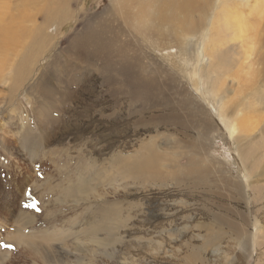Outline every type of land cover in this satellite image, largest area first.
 <instances>
[{
  "label": "rangeland",
  "instance_id": "rangeland-1",
  "mask_svg": "<svg viewBox=\"0 0 264 264\" xmlns=\"http://www.w3.org/2000/svg\"><path fill=\"white\" fill-rule=\"evenodd\" d=\"M15 1L18 3L21 0H13L14 3H16ZM69 1L70 5L57 11L59 12L58 19L49 23L51 27L49 26V31L44 34V41L48 44L42 55L39 56L40 58H37V65L33 68L35 71L33 70L28 75L30 79H21V85H24L10 96L7 95L9 86L0 84V92L3 91V95L0 93V190L2 191H0V256H5V258H0V264H48L45 260V257L49 255L46 251V244H39L40 241L42 242L39 238H43L41 237L42 233L53 234L58 231L60 232L58 234L63 236L61 243L64 241L67 243L63 246L59 244L60 242L55 243V252L60 255V258L66 259L68 264H264V245L260 255L255 252L251 256L248 246L249 234L256 233L250 232V222L256 215L260 221L264 220V192L262 200H259L256 207L251 201L255 197L253 192L250 191L248 194L245 192L244 195L235 193L231 184L236 181L234 177L237 176L234 173L236 168L231 166L226 156L229 153L235 155L237 146L232 142L230 147L226 144L228 139L221 123L211 122L215 128L212 134L216 138L217 135H221V139L225 135V141L224 139L214 141L215 143L213 140L212 143L208 141L209 149L208 144L204 143V148L200 147L203 148L202 153L198 155L202 160L209 162L211 167L206 186L193 187L189 182L180 180L178 184L169 181L164 187H161L156 183L140 185L133 180H121L117 174L121 165H117L115 159L119 157L132 159L135 153L142 150V147L148 145L147 143L156 136H158V140L156 139L157 143L154 146L158 148L161 155L172 156L174 153L188 152L189 145L195 142L199 131L195 129L181 130L175 125L166 127L162 124L158 125V131L155 128L141 125L137 129L135 125L141 115L138 116L135 113L143 112L144 114L146 112V109L143 110L145 105L138 102L127 103L128 98L122 95L117 100L122 99L123 105L117 106L116 101L108 95L110 88L103 82L104 78L98 72L99 70L86 68L89 72L83 74L84 66L80 64V68H83L82 72H79V68L70 74V78L79 80L78 85L80 86L73 88L71 85V90H69L79 94L81 102L61 106V111H70L68 115L60 114V118L69 124L71 121L72 124L79 123L82 125L80 131L71 129L65 136H58L59 133L55 132L52 127L42 124V128L37 122V110L41 106L38 105L40 99L33 88L34 85L47 67L52 71L55 67L54 63L60 67L58 57L63 59L71 55L68 54L71 50L70 45L77 39V36L87 35L88 29L99 23L97 27H100L103 22L107 21L111 11L115 10L116 0ZM227 2L228 4L232 3ZM232 4L245 5L243 0H234ZM42 5V2L37 3L36 8L38 6L42 8ZM4 11L6 10L4 9ZM246 11L244 9L243 13ZM1 12L0 24L8 23L9 12H3V9ZM32 12H35V9ZM215 13L216 10L214 12L211 10L208 17L215 16ZM36 18L40 25L45 21L40 14ZM31 25L32 23L29 22L28 26ZM134 26L138 27V24L135 23ZM163 27L166 29L167 26ZM215 29L216 26H214L213 32ZM223 37L225 41H229L228 35L222 36L220 40H223ZM207 39L209 40V38ZM259 39H261L259 41L260 48V45L263 46L264 32L259 35ZM203 40L204 38L200 36L196 39H189V42L196 45ZM165 42L168 43L167 40H164ZM170 44H172L170 46H175L174 42ZM174 48L162 54L156 53L155 59L157 58V60L154 67L159 68L160 63L163 67L166 66L165 63H168L170 54L172 55L171 61L174 62L173 66L182 65L179 62L181 51ZM147 53L150 54L149 51ZM238 56V53L235 52L233 59H238ZM67 64L71 63L67 62ZM72 64L76 66L75 63ZM235 64L239 65L238 62ZM223 66L230 72L223 89L226 97L231 98L234 103L228 114L235 115L236 111L240 109V113L247 115L255 107L260 112L264 111V105H261L264 96V47H261L256 55L252 56L247 62V69L243 72H241L240 66L237 74V66L230 67L225 64ZM250 66L254 70V77L249 75L251 80L248 81L246 74L249 73ZM172 69L174 68L171 67L167 70L170 74L166 76L175 77L177 84L169 85L167 91H163L164 97L167 98V101L171 100L177 108H187L191 99L187 96L189 99L185 100L178 93L177 88L180 86L188 90V82H185L188 80V75H181L174 69L181 76L180 78ZM53 82L55 83V81ZM190 87L193 89L192 86ZM115 88H119V86ZM191 93H193L192 90ZM198 95L200 96L197 92L193 96L194 102H197ZM252 101L255 103L252 104ZM243 104L247 108L249 104H252L253 109L249 111L247 108L245 109V106L241 108ZM209 108L211 110V107ZM86 112L90 114V117H84ZM206 113H212L217 120L214 111L207 110ZM113 114L120 117H112ZM154 114L156 113L151 111L145 117L148 118ZM252 114L254 113L250 115ZM110 118H116V122H109ZM187 118L189 121L195 120L191 116H187ZM26 125L31 131L25 127ZM97 129L99 130L97 131ZM44 130L47 131L49 138L53 136L52 141L50 140L48 144L44 143L41 137V131ZM23 134L30 136L28 137L29 142L22 141ZM163 134H165V138L161 136L162 138L159 139V135ZM4 138L9 140L10 147L2 145L1 142ZM205 152L206 154H204ZM31 156L33 160L32 158L28 159ZM185 157L182 158L179 168L186 167ZM261 166L264 167V161ZM99 173L105 174L106 179L114 178L115 182L100 186L99 181L97 182ZM82 174L90 175V178L86 176L85 182L88 185L87 192L89 191V193H86V202L81 200L82 203L78 204L79 201L76 202L73 198L67 200L68 195L65 194H68L69 189H74V186L76 188L77 179ZM93 178L95 181L92 180ZM23 180L24 184L21 183ZM254 180L253 185H264V177L255 175ZM15 187L18 189L22 187V190L16 192ZM54 191L56 192L54 193ZM3 192L12 194L8 203H5ZM15 197H19V199H17V203H12L11 200ZM105 215H111L108 223L119 226L115 237L112 238V245L108 248L109 252H106L108 254L97 252L96 243H93L85 233L86 230L91 229L89 231H94L97 234V239L108 241L106 239L109 238L107 235L109 233L103 232L104 225L101 222ZM23 216H27L30 223L33 221V224H30L31 228L23 226ZM221 220L226 222L233 220L234 224L239 227L240 233L232 231L228 224ZM108 225L107 227L113 228L110 224ZM261 226H264V223H261ZM259 233L264 240V236H262L264 233L261 231ZM216 234H221L224 237L210 247L211 245H207V240ZM14 235L36 237L33 241L38 240V247L42 246L40 248L42 250L38 249L37 252L31 253L25 245H20L19 241L17 243L12 241L15 238ZM260 240L264 242L262 239H258V242ZM5 244L13 245L14 248H5L3 246ZM92 246L93 250L91 249V251L88 247L92 248ZM112 249L117 253H113ZM38 253L40 254L38 255ZM54 255L52 253L53 258Z\"/></svg>",
  "mask_w": 264,
  "mask_h": 264
},
{
  "label": "bare ground",
  "instance_id": "bare-ground-1",
  "mask_svg": "<svg viewBox=\"0 0 264 264\" xmlns=\"http://www.w3.org/2000/svg\"><path fill=\"white\" fill-rule=\"evenodd\" d=\"M38 1L21 0L18 3L15 1L16 4L13 0H0V10L2 11L3 9V12H9L8 23L5 21L6 24H0V84L5 86L7 84L9 86L8 96L15 94L17 89L24 85H21V79H30L28 75L33 70L35 71L33 68L37 65L39 56L42 55L48 44L44 41V34L49 31L48 27H51L49 23L58 19L57 15L59 12L57 11H61L70 5L69 0H40L44 6L42 5V8H39V6L36 8L37 3H41ZM227 1L234 3V0H116L114 3L115 10H112L113 12L111 11L107 21L103 22L100 27H97L99 23L97 26L88 29L89 33L87 35L77 36V39L71 42L70 45L71 52L69 51L68 54L71 55L63 59L58 57L60 67L54 63L55 67H53V71L47 67L40 79L38 78L39 81L37 83L35 81L36 84L33 88L36 90L37 96L40 99V104L38 105L41 106L37 110V122L40 123V126L47 124L52 127L55 132L59 133L58 136H65L71 129L80 131L82 125L79 123L75 122L76 124H72L70 120L71 124H69L60 118V114L68 115L70 111H61V106H69L70 103L77 104L81 102L79 101V94L74 93L75 91H70L71 85L73 88L74 86H80L78 85L79 80L70 78V74L75 70H79L81 67L80 64L84 66L83 74L87 72L86 68L99 70L98 72L103 75V82L110 88L109 94H107L116 101L115 104L117 106L119 104L123 105L122 99L117 100L122 95L128 98L127 103L138 102L145 105L143 110L146 109V112L144 114L143 112L135 113L138 116L141 115L135 125L137 129L141 125L155 128L158 131V125L162 124L166 127L175 125L181 130L195 129L199 131V136L196 137L195 142L189 145L188 152L174 153L172 156L161 155L158 148L154 146L158 140V136H156L147 143L148 145H144L145 147H142V150L135 153L132 159L121 157L115 159L116 164L121 165L117 172L121 180H133V182L135 181L140 185H152L156 183L159 186L161 185V187H164L169 181H174L178 184L180 180H184L192 184L193 187L206 186L205 183L208 182L211 167L209 166V162L202 160L198 155L202 153L201 150L204 148V143L205 145L208 144L209 149L210 145L208 141L210 143H212V140L213 143L217 140L221 141L222 139L225 141V135L221 139V135H217L216 138L212 134L215 128L211 122H216L217 124L221 123L226 132V138L228 139L226 140V144L229 146L232 142V144L236 143L237 146V148L235 147V155L229 153L226 156L231 166L236 168H233L236 170L234 171L237 175L234 176L236 181L231 186L234 188L236 194L244 195L245 192L247 194L250 191L253 192L255 197L251 201L256 207L259 200H262V193L264 192V185H253L255 175L264 177V167L261 166V163L264 161V120H262L264 118V111H261V113L255 107L251 112L250 110L253 109L252 104L255 103L252 101V104H247L248 108L245 106L246 103L241 105V108L245 106V109L247 108L250 111L247 115L240 113V109L236 111L237 113L235 115L228 114L229 109L234 106V103L231 98L226 97L223 89L227 81V76L230 75V72L223 65L225 64L230 67L237 66L236 74L239 73L240 66L242 68L241 72H243L247 69V62L250 61L252 56L256 55V52L261 47H264L263 42V46L260 45L259 48V44H261L259 42L261 40L259 39V35L264 32V0H243L245 5L241 6L232 3L228 4ZM34 9L36 13L32 12ZM244 9L247 10L245 13H243ZM211 10L212 12L216 10L215 16L208 17ZM38 14L45 20L41 25L37 22L36 16ZM29 22L32 23L31 26H28ZM135 23L138 24V27L134 26ZM163 26H167L166 29ZM214 26H216L215 32H213ZM225 35H228L229 41H225L224 37L223 40H220ZM200 36L204 38L200 44L193 45L189 42V39H196ZM184 38L185 40H183ZM164 40H167L168 43H164ZM171 42H174L175 46H170L172 45L170 44ZM174 47L181 51L179 62L182 65L173 66L174 62L171 61L172 55L170 54L168 55V63H165L166 66L163 67L159 62L160 67L155 68V61L157 60V58L155 59V54L169 52ZM235 52L239 55L238 59H233ZM173 57L176 58L175 56ZM63 60L67 61L64 62ZM67 62L71 64L68 65ZM235 62H238L239 65H236ZM72 63H75L76 66ZM171 67L179 71L181 75H188V80H185V82H188V90L180 86L177 88L178 93L185 100L189 99L187 96L190 97L191 102L188 103L187 108H177L171 100L167 101V98L164 97L163 91H167L169 85L177 84L175 77L166 76L170 74L167 70ZM174 69L172 71L179 76ZM82 70L83 68H80L79 72H82ZM248 70L250 71L246 74V77H248L247 80L249 81L251 80L249 75L254 77V70L251 66ZM179 77L181 78V76ZM117 86L119 88H115ZM191 90L193 93H191ZM2 92L0 93L2 94ZM197 92L200 96L198 95L197 102H194L195 99L193 96ZM113 100L111 101L113 102ZM263 101L264 96L261 100V105H264L262 103ZM209 107H211V110H209ZM205 110L206 112L207 110L214 111L217 120L212 113L207 114ZM151 111L156 114L153 116L150 115L148 118L145 117ZM251 113L254 114L250 115ZM88 114L86 112L84 117H90V114ZM187 116H191L195 120L189 121L187 120ZM102 117H104L103 114ZM112 117L119 118L120 116L113 114ZM115 119L110 118L108 120L109 122H113ZM69 125L70 127H68ZM25 127L31 131L27 125ZM198 128L202 129L199 130ZM47 134L46 130L41 131V137L46 144L50 140L52 141L51 138L53 137L49 138ZM161 136L165 138V134H163L159 135V139L162 138ZM22 137L23 142H29L28 137L30 136L28 134H23ZM1 143L2 145H8L10 147L7 138L2 139ZM178 148L181 149V147ZM32 156L28 159H31ZM184 157L186 158L187 165L185 168L183 166L179 168L178 166ZM86 176L89 177L90 175ZM86 176L82 174L77 179L76 188L74 186V189L68 190V194L66 192V194L64 193L68 195L67 200L73 198L76 202L79 201L78 204L86 200V193H89V191L87 192L88 185L85 183ZM104 176L105 174L103 173L98 174L99 180L97 179V182L99 181L100 186L115 182L114 178H110V180ZM21 183L24 184L25 181L23 180ZM18 190H22V187L19 189L15 187V191L17 192ZM11 195L3 192L5 203L10 201L8 199L12 197ZM17 199L19 197H15L11 202L17 203ZM63 200L66 201V199ZM109 218H111V215H105L103 216V221H101L104 225L103 232L109 233L107 234L109 238L106 239L108 241L97 239V234L94 231H89L91 229L85 232L92 242L96 243V250L99 253L105 254L108 251L109 246L112 245V238L115 237L119 227L118 224L114 226L113 223H108L110 221ZM22 221L24 227L31 228L33 221L30 223L27 216H23ZM221 221L226 222L225 220ZM261 223H264V220L260 221L257 215L250 222V232H256L255 234L250 233L248 236L250 256L255 252L258 253L257 255H260L263 251L264 242H261V240L258 242V239L264 241L259 233V231L264 233V226H261ZM108 224L113 228L107 227L109 226ZM226 224H228L232 231L240 233L239 227L236 226L237 224H234L233 220L226 222ZM221 225L223 224L221 223ZM58 233L60 234L59 231ZM58 233H39L43 237L39 238L42 240L39 244H46V251L51 255L45 257L48 264H68L66 259L60 258V255L55 252V243L60 242L59 244L62 246L67 243L65 241L61 243L63 236ZM14 236L15 238L12 241L16 243L19 241L20 245H25L31 253L37 252L38 249L42 250L40 249L42 246L38 247V240L33 241L36 237ZM222 237L224 236H221V234L211 236L207 240V245H211L210 247H212V245H215L213 243L222 240ZM88 248L93 250V246L92 248ZM115 252L113 251V253ZM52 253L55 254L54 258L52 257ZM195 256H198V254H195ZM1 257L5 258V256Z\"/></svg>",
  "mask_w": 264,
  "mask_h": 264
},
{
  "label": "snow or ice",
  "instance_id": "snow-or-ice-1",
  "mask_svg": "<svg viewBox=\"0 0 264 264\" xmlns=\"http://www.w3.org/2000/svg\"><path fill=\"white\" fill-rule=\"evenodd\" d=\"M5 248H14V246L13 245H8V244H5V245H3Z\"/></svg>",
  "mask_w": 264,
  "mask_h": 264
}]
</instances>
